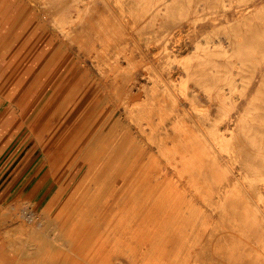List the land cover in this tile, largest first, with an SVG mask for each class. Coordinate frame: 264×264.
Returning <instances> with one entry per match:
<instances>
[{
	"label": "rangeland",
	"instance_id": "1",
	"mask_svg": "<svg viewBox=\"0 0 264 264\" xmlns=\"http://www.w3.org/2000/svg\"><path fill=\"white\" fill-rule=\"evenodd\" d=\"M65 1L54 8L59 18L52 21L43 13L41 0H0V264L34 263L33 255L18 258L10 246L22 240L26 225L37 228L47 215L70 240L57 250L59 257L68 252V258L54 264H264V212L257 208H264V194L260 199L253 190L258 179L255 173L264 175V119L257 115L264 87L256 92L264 85L260 61L264 57V0H176L172 14L162 19L158 15L164 11L152 7L156 0H138L133 7L125 4L135 15L133 26L126 27L131 29V43L124 40L126 33L117 32V37L125 46L122 51L133 53L134 88L141 86L137 90L140 103L151 102L146 97L151 88L172 86L171 80L188 70L187 84L173 89L177 99L191 111L184 94L187 90L198 96L194 119L206 133L211 124L232 123L234 127L227 136L234 147L231 158L223 151L225 161L218 163L209 154L204 165L198 159L195 163L186 160L184 151L157 146L169 144L170 126L175 123L174 114L166 108L152 116L151 125L159 129L152 133L140 103L116 105L113 98L109 100L111 67L120 69L114 87L122 84L132 68L122 65L121 53L118 59L108 60L102 45L97 54L96 50L87 53L79 44L87 38L81 25L87 14L93 12L95 29L111 27L108 8L116 10L111 0L106 6L95 0L96 5L80 12L81 2L75 7ZM60 19L76 23V31L62 34ZM113 24L121 30V22ZM93 35L100 36L94 30L89 37ZM62 40L73 49L70 55L57 51ZM164 40L166 51L158 48ZM195 41L202 62L196 68L191 67L196 58L185 67L165 62L168 54H189ZM56 52V65L63 60L62 71L47 85L45 63ZM71 75L70 83L59 92L60 79ZM78 82L85 87L66 108L63 100ZM93 86H99V93L86 106L88 100H84L82 111L67 128ZM224 87L233 91L236 108L230 102L220 104L216 94ZM164 89L169 95V88ZM103 102V115L107 116L108 107L113 114L102 134L108 133L116 119L118 125L103 147L96 137L85 150L74 137ZM54 113L44 131L47 115ZM133 119L141 122L143 130ZM67 133L74 137L68 138ZM115 157L117 162L112 163ZM11 178L17 182L16 195L2 201L1 187ZM30 190L32 198L27 201L23 196ZM50 260L40 258L35 263L51 264Z\"/></svg>",
	"mask_w": 264,
	"mask_h": 264
},
{
	"label": "bare ground",
	"instance_id": "2",
	"mask_svg": "<svg viewBox=\"0 0 264 264\" xmlns=\"http://www.w3.org/2000/svg\"><path fill=\"white\" fill-rule=\"evenodd\" d=\"M78 1L81 2V5H80L81 8H80L79 12L81 11V9L88 11L90 6L96 5L94 3L95 0H70L68 3L73 4L76 7V6H79V4L77 3ZM137 1L138 0H111V4L115 6L116 10L114 8L113 9L108 8V10H109L108 11V17L111 18L113 23L117 20L119 22H121V25H122L121 30L116 28L115 24H113V23H112L111 27L108 24V26L99 27V28L95 29L94 28L95 23H93V21H94L93 12L90 14H87V15H89V17L83 21V24H81L82 26H84L83 29H85L87 31L86 32V34H87L86 40L84 38L83 39L84 42L79 44V46H81L84 51H87V53L88 52L91 53V52L96 50V52L98 54L99 51L101 50V45H102V47H105L106 51L108 52V53H105L106 55H108V57H107L108 60H110L109 58H111L112 56H114V58L118 59V56H120L119 54L121 53L122 65L124 63L127 66V68H129V69L132 68L131 70H129V73L127 76H123L122 84H120L118 87H114L113 83H114V80L116 78H118L117 76L120 74V69H117L114 66L111 67V70L114 73L112 75L109 74L108 75L109 77L107 78V80L109 82V86L107 88V90H108L107 95L109 96V100H111L113 98L116 101L115 102V103H117L116 105H122V104L127 105L128 102L129 103L130 102L140 103V101H141L140 99H138V97L140 95H139V92H137V90H139V88H141V86H139L137 89L134 88L136 78L134 77L135 74L133 73V70L135 67V64L133 62L134 61L133 60L134 59L133 53L127 54L126 52H123L122 47L124 48L125 46L121 45L122 40L120 41L121 38L117 37V32L118 33L122 32V34L126 33L124 35V37H127V39H124V40L127 42V44L131 43V34L129 32V30H131V29H129L130 27H128V29H126V27H127V25L133 26L132 21H134L135 15L132 12H130L132 9H130V11H129V7L131 5L136 4ZM107 2H109V1L108 0H100L99 3L106 6L108 4ZM127 2H129L130 6L125 5ZM168 2H171L170 7L168 6ZM222 2L226 3L225 0H223ZM65 3H66L65 0H41V5L44 8L43 13L45 14V16L48 19H50L52 21H54L53 19L59 18V16L54 13V8H56L57 6L62 7ZM172 4H174V5H172ZM131 7H133V6H131ZM152 7H156V11L157 10H163L164 12L158 16H160L161 19L163 17L166 18L172 14L173 8L176 7V0H156V2L154 3V5ZM195 10H198V8H196ZM58 12H59V10H58ZM215 18H217V17L215 16ZM56 22L57 21H55V23ZM61 23H62V25L60 26V28L63 27V29L61 30L62 34L68 35L69 33L76 31V27H75L76 23L74 24L73 21L68 23L67 21L61 20ZM106 23H109V22H106ZM123 23H128V24H123ZM43 25H44V22H43ZM93 30H94V33H96L97 35L100 34V36L99 35L98 36L93 35L90 38L89 36ZM101 31H102V33H101ZM110 31H113V32L110 33ZM109 34H111L112 37L109 38V36H108ZM96 39H98L99 42H96ZM165 43L166 42L164 40L163 44L158 46L159 50L166 51L168 49V46ZM97 44H98V46H97ZM71 49L69 46L66 45V42H64L62 40L60 45L58 46L57 51L59 52V51L64 50L65 54L70 55ZM120 51H122V52H120ZM58 52L52 53L50 55V57L46 60V63H45V70L46 71L45 72H47V73H45V74L47 75L46 76L47 77V85L54 79L57 72L62 71L61 67L63 64V60H60V63H58V65H56L58 58L56 59L55 57H57ZM67 55H66V59L68 58ZM193 58H196V59H195V62L191 64V67L196 68L198 65H200V63H202L201 59L199 58L197 41H195L194 50L191 51L189 54L184 55V56H180V57H177L176 55L171 57V55L168 54V55H166L165 62L166 63H172V64H173V62H176V63L184 66L183 64H188L191 61V59H193ZM263 59H264V57H262L260 59L261 63H264ZM187 74H188V70H183L179 77L171 80L172 86H164L166 88L168 87L170 90L169 95L172 97V99L170 98V100H169V95L165 91L164 87L157 88V89L154 88V90H153V88H151L152 91L149 93H146V97L149 98L151 100V102L146 103V106H143L140 103V107L144 108L143 112L149 116V117L145 116L147 118L146 122L149 126V130L152 133L155 130H159L158 127L154 126L156 124L151 125V120L153 118L152 116L154 114H158L157 116H159L163 111H165V108H166L169 112L174 114L175 123L170 126L171 134H170V136L168 135L169 144L166 145L165 144L166 142L165 143L159 142V144L157 146H159V147L160 146H162V147L171 146L173 149H175V151H184V153H186V154H183V155H185L186 160H188V161L191 160V163H195V161L198 159V163L204 165L205 157H206V155H209V154H211L214 157V159L218 161V163H222L225 161L224 160L225 155L223 154V151L228 153L227 156L229 158H231L229 156V152L233 151L234 147H233V145H230L231 142L229 140H227V136L232 134L234 127H232L230 125L232 123H227L225 125L223 124L224 126H220V124L219 125L211 124L208 126L209 130L207 133L203 131V127L197 123L198 120L196 121V119H194V117H196V118L198 117L197 112L194 109L196 106H198L197 104L199 103V101L196 102L198 96L193 94V93L190 94L191 92L190 91L188 92L187 90H186V93L184 94L185 97L188 99V102L190 105L189 107L193 108L191 110L192 111L191 112V111H188V109L186 108L183 101L177 99V97H176L177 95L173 91V89H175L177 85H179V87H180L181 84H185V85L187 84V82H186V79H187L186 75ZM261 78H263V75H261ZM71 80H72V75L67 76L64 79L63 78L60 79L58 91L59 92L62 91L66 87V85L68 83H70ZM193 83L196 84L197 82L194 80ZM84 85L78 82L77 84H75L71 88V90L68 92V95L65 96V98L63 100V103L66 104V106H67L66 108H69L73 103L76 102L77 98L80 96L83 88L85 87ZM98 87L99 86H93L86 93L85 98L83 99L81 105L76 109V111L73 112V117L70 119V123H69V126H67V128L70 127V125H71L72 121L75 119V116L77 115V113L82 111V109H83L82 104H83L84 100L85 99L88 100L87 103L85 104V106H86L89 103V101L91 100V98L96 93H99L100 88L98 89ZM261 87H264V85L259 86V88H257V91H256L257 93L260 91ZM228 89L229 90H227V88L224 87L221 91H219L216 94V96L219 98L220 104H225V103L227 104L228 102H230V104L233 105L232 108H234V107L236 108V101L237 100L232 99V96H234L233 91L230 90V87ZM134 90H135V92H133ZM127 95H133V96L130 100L124 99V97H126ZM254 95H252L249 98V101H251V99L253 97H255ZM154 97H155V100H154ZM211 98L213 99V96L210 97V100H211ZM50 99H51V97H50ZM104 105H105L104 102L98 103L96 112L94 114H92L91 116H89V118H87L85 120L82 127L80 128L79 133L77 134V137H74L73 135H71V133H67V137L68 138L74 137L75 140L77 141V145L81 146L83 144L82 148L85 150H88L90 148L91 139L98 137L97 142H99L101 144V146L103 147L105 145V141H107V139L111 135V129H114L118 125V119H116L111 123V125H110L111 129L108 130V133L102 134L104 132V130H106V128H107L106 120L108 121L109 118H111V116L113 114L112 109L108 107V110H107L108 113H107V116L105 117L103 115ZM209 106H211V105H209ZM216 106H217V104H216ZM50 108H51V103H50V101H48V103L45 106L47 113H49ZM123 112H127L126 107L123 108ZM189 112H191V115H189L190 114ZM257 113H258L257 114L258 117L264 119V98L262 99L261 104L257 105ZM54 116H55V113L47 115V119L45 120L44 125H43V127H45L44 131L46 130V128L50 124V122L53 120ZM133 120L138 123V128L143 130L141 122L137 121V119H133ZM159 128H161V127H159ZM193 129H196L198 132H195V133L192 132ZM259 131H260V129H259ZM261 132L264 134V128H262ZM208 138L212 139V141ZM116 140H117L116 137L113 138L110 141L109 145H112L113 142H115ZM209 147L212 148L211 151H207V148H209ZM132 148H133V146H131L127 150V153L131 152ZM187 155L191 159H189L187 157ZM126 158H127V156H126ZM126 158L123 159L124 160L123 162L126 161ZM111 161H112V163L117 162V157H115ZM83 162H86V159H84ZM109 162H110V160H108V158H106V164ZM175 163H177L176 160H175ZM116 172L117 171H115V173ZM254 177H256L258 179L254 183L255 188H253V190H255L257 192L258 196L261 199V196H262L261 194H264V175L259 176L258 173H255ZM100 191H99V193H100ZM100 194H102V193H100ZM104 208L105 207L103 206L101 208V211ZM257 208H258L259 212H264V208H259L258 206H257ZM97 210L98 209H96V212H97ZM99 210H100V207H99ZM88 213L90 214L89 211H88ZM97 217H99V216H97ZM83 226H85V225L83 224ZM26 227H27V232L22 237V240L19 242H17V240L12 242L11 246H10L16 252L18 258H21L22 255H33L34 263L32 262L31 264H36L35 260L40 259V258H44L47 260H50L49 257L53 258L49 262L51 264L58 262L60 260V258H62L61 259L62 262L68 258V252H64L62 256L59 254L61 256V257H59L57 250L60 247L68 245L70 240H66L60 234L58 226L55 223V220L50 215H47L40 222V224L37 228L34 226H31V225H26ZM14 243L16 244V246H14ZM44 256H48V257L45 258Z\"/></svg>",
	"mask_w": 264,
	"mask_h": 264
},
{
	"label": "crops",
	"instance_id": "3",
	"mask_svg": "<svg viewBox=\"0 0 264 264\" xmlns=\"http://www.w3.org/2000/svg\"><path fill=\"white\" fill-rule=\"evenodd\" d=\"M3 152V151H2ZM1 152V153H2ZM0 153V154H1ZM13 178H11L8 182L4 183L1 187V190L4 191L3 193V197H2V201H6L7 199L15 196L16 194L14 192H16V185H17V182L16 180L14 179V182L12 181ZM38 191V190H37ZM37 191H34V192H37ZM1 192V191H0ZM31 192H33V190H30L27 194H25V196H23L24 199H26L27 201L30 200L32 198V195ZM15 194V195H14ZM1 201V200H0Z\"/></svg>",
	"mask_w": 264,
	"mask_h": 264
}]
</instances>
